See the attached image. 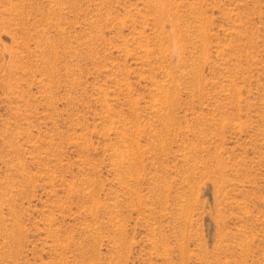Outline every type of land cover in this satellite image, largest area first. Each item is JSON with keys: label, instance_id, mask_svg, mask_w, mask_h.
Returning <instances> with one entry per match:
<instances>
[{"label": "rangeland", "instance_id": "rangeland-1", "mask_svg": "<svg viewBox=\"0 0 264 264\" xmlns=\"http://www.w3.org/2000/svg\"><path fill=\"white\" fill-rule=\"evenodd\" d=\"M0 264H264V0H0Z\"/></svg>", "mask_w": 264, "mask_h": 264}]
</instances>
